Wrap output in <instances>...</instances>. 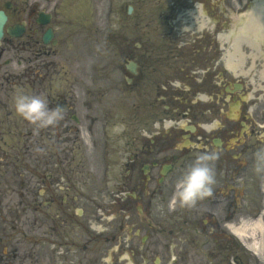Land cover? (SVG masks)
<instances>
[{
  "label": "rangeland",
  "instance_id": "374dc122",
  "mask_svg": "<svg viewBox=\"0 0 264 264\" xmlns=\"http://www.w3.org/2000/svg\"><path fill=\"white\" fill-rule=\"evenodd\" d=\"M4 1L0 3V7ZM12 1L15 3L16 21H30L29 12L40 10H55L58 22L60 19L65 23L70 21L68 25L56 22L59 26L58 30L55 28L60 41L58 49L70 46L66 56L64 51L54 49L60 54L59 63L62 66L73 64L83 58L84 51L89 50L90 56L93 57L92 69L95 68L94 87L99 90L94 94V101L98 100L95 101L99 102L96 103L97 107L102 106L105 109L93 114L91 131L88 130V119H83L84 113H74L78 118L82 117V123L77 126L78 142L75 149H70L69 146L62 148L58 143L55 145L53 160L58 162L60 184L52 182L48 185L50 191L40 197L41 174L38 168L37 143H34L35 139L31 143L32 139L25 138V135L36 137V131L31 132L32 127L14 108V97L17 94L38 96L40 86L36 82L35 74L40 73L37 71L32 77L26 75L23 80H15L13 87H0V264H102L103 258L113 248L118 251L112 253V264H126L119 260V256L124 252L130 254L133 264H227L229 250L222 239L223 236L217 237L216 233L208 230L213 225L210 222L219 218L222 221V216L233 214L232 211H224L221 208L219 215L214 212L217 217L211 218L208 210L200 206L208 201L207 197L193 206L160 205L157 224L163 226L165 231L160 233L158 229L156 234L154 230L157 229H151L150 215H146L145 210L140 213L138 203H134L129 212L124 208V205L132 204L131 195L119 198L122 197L119 192L124 183L127 189L133 188V184L139 183L140 186L138 170L135 169L132 175L128 173L127 165H131L130 156L139 150L148 149L142 140L148 133L145 131L158 134L153 123L150 128L146 125L142 127L144 123L140 121L135 123V120L141 117V110L133 114L131 103L134 102V93L132 88L125 87L129 76V62L126 61L133 55L134 35L143 30L145 37L148 40L152 38V43H157L158 46L167 43L164 36L166 33L173 35V42L175 35L180 41L197 36V33L186 32V20H176V16L182 15L190 21L193 13L189 11L195 9L196 0ZM219 1L215 7L218 18H221L222 24L227 23V26L233 28L234 23L227 19V9H233L235 13L243 9L238 8L234 0ZM200 4L203 5L205 14L211 17L214 6L212 1L205 0V4ZM128 6H134L130 15L132 17L127 16ZM250 7L251 3L247 4V8ZM189 21L187 27L190 26ZM148 30H151V35L147 33ZM68 33L81 35L82 39L85 37L90 47H79L78 39L72 42L73 45L65 42ZM205 39L209 40L210 37L206 36ZM24 40L25 38L18 45H23ZM168 43H171L170 37ZM50 55L44 54L41 59L46 56L44 61H47ZM101 57L105 59L104 62ZM172 57L175 56L168 57V53L164 52L156 59H163L165 64H171V61L176 63V59H168ZM83 63L85 61L78 65ZM104 64L107 68L102 70ZM258 64L259 62L251 63L256 69L260 68ZM219 69L224 73L223 65H220ZM65 70L66 68L62 69ZM43 73H46V69ZM224 74L230 77L228 73ZM255 77L256 81L260 82L259 76ZM235 80L248 87L245 88L248 95L251 93L247 77L237 75ZM258 93V99L252 104L253 117L249 121L252 124L250 129H255L256 133L251 139H247V143H251L253 149H258L261 153L256 160L249 163L248 154H252V151L247 150V156L244 153L238 154L239 162L230 164L243 173L242 181L246 187L245 200L248 206L241 212L239 196L237 197L239 208L235 210L241 213L235 215L234 223H240L243 219L247 221L248 236L245 241L248 245L264 243V231L253 226L258 219L264 222V91ZM53 95L54 93L47 97L51 105L50 99H53ZM200 115L201 113L195 114L197 117ZM175 116L173 110L172 118ZM173 130L175 129L172 127L170 133ZM163 131L161 125L159 133H164ZM62 135L63 130L60 129L58 140ZM136 136L139 138H135ZM24 141H27V148L23 144ZM49 143L50 140L47 144ZM173 152L176 153L175 150ZM196 153L198 150L191 147L186 151V156H196ZM184 161L183 159L178 164L181 165ZM222 175L228 176L229 172H223ZM130 176L133 177L132 182L128 180ZM28 180H32V187L36 191L26 190ZM238 184L239 182L236 183ZM95 185L101 189L100 192H96L98 189L95 191ZM47 198L56 201L52 206V203L45 206L42 202ZM68 206L76 207L74 217L69 213ZM174 206L176 207L173 208ZM87 245L85 251L84 247ZM248 251L244 264H247V259L249 264H264V252L257 256L253 251Z\"/></svg>",
  "mask_w": 264,
  "mask_h": 264
},
{
  "label": "clouds",
  "instance_id": "9594fccd",
  "mask_svg": "<svg viewBox=\"0 0 264 264\" xmlns=\"http://www.w3.org/2000/svg\"><path fill=\"white\" fill-rule=\"evenodd\" d=\"M174 86L180 87L179 82H174ZM14 108L21 118L38 127L52 126L63 118V110L59 107L49 108L48 101L43 96L19 93L14 97ZM215 123L206 127L211 129ZM215 159V155L197 157L182 177L177 180L171 199L173 205L193 206L197 201L212 194L215 176L210 162ZM116 251H118L117 248L111 249L109 254L103 258L102 264H112V253ZM119 260L126 264H133L130 254L127 252L122 253Z\"/></svg>",
  "mask_w": 264,
  "mask_h": 264
},
{
  "label": "flooded vegetation",
  "instance_id": "af4514ba",
  "mask_svg": "<svg viewBox=\"0 0 264 264\" xmlns=\"http://www.w3.org/2000/svg\"><path fill=\"white\" fill-rule=\"evenodd\" d=\"M4 52L5 51L2 52V56H3ZM145 55L146 54H144V56ZM137 57H138L139 63H137L138 65H136V68L138 69V73H139L142 71V69H141V67H142V65H141L142 56L140 54H138ZM183 72H184L186 79H189L190 77L192 78V80L196 79L195 78L196 72H193L187 68H184ZM199 82H201V81H199ZM221 85L222 84L220 83V79L217 78L216 82L213 81V83L211 84L209 89L213 91V93H211L212 94L211 99H212V102L214 103V110H215L217 120L219 121L217 132H218V136L221 138L222 144H223V141H225L226 139L231 138V137H237L238 135H240L241 132L243 134V137H246L247 135H248V138L251 137L253 135L252 130H250V135L248 134L249 130L248 131L243 130L245 127H248L247 117H246V112H248V111H247V107H244L243 104L240 105V116L237 120H229L228 119L227 122H221L220 121L219 118H220V115L222 112V109H221L222 105H224V106L228 105V109H230L232 105L236 104L235 92L238 89V87L236 85H234L231 88V90H229L228 87L230 85L225 84L224 85L225 91L222 92L221 91ZM163 89L166 90V88H163ZM198 90H199V88H194V89L186 88L185 89V95L183 94V99H182L183 103H182V111H181L183 118H186L188 116L190 110H192V107L189 106V104H190V101L188 100L189 95L194 94L193 96H195L197 94L196 92ZM223 93H225L224 94L225 96L230 97L229 100H227L226 97H223V95H222ZM201 139L205 140L206 137H201ZM203 140L200 142H203V146H205V141H203ZM238 144L240 145V144H242V142H239ZM223 147L225 148L226 144L217 148L218 151L220 152L219 157H221V155H222L221 152H222ZM246 149H247V145L245 144L243 149L241 150V153H245L247 151ZM161 152H163V151L158 150L157 154H160ZM157 154H156L155 147L150 146L148 152L145 153V152L139 151L137 153V155L135 156V159L137 161H142V162H145L146 165H149L147 172H148V175L150 178L153 177V171L155 168L159 169V171H160V170L164 169L163 165H165L167 163L170 164V165H167L170 167V171L174 170L175 164L178 160L177 157L175 159H170V160H168V158L165 157L164 162L160 164L161 160L156 158ZM133 159H134V157H133ZM165 159L168 161H166Z\"/></svg>",
  "mask_w": 264,
  "mask_h": 264
},
{
  "label": "bare ground",
  "instance_id": "6f19581e",
  "mask_svg": "<svg viewBox=\"0 0 264 264\" xmlns=\"http://www.w3.org/2000/svg\"><path fill=\"white\" fill-rule=\"evenodd\" d=\"M200 13L203 12L200 11ZM241 20L242 18L240 16L234 18L235 21L234 23L239 24L241 28H239V30H235L233 33H235L236 31L244 32V36L247 37L254 35L257 38L262 39V42H264V0H251V7L248 8V19L246 21H241ZM251 47L254 49L255 48L261 49L259 47V43L255 41L253 42V44H251ZM228 66L234 68L235 65L230 60L228 62ZM261 74L264 79V71L261 72ZM253 226L259 227L262 231H264V222L262 219H259L257 223L253 224ZM247 228H248V224H245L244 222L238 227L234 225L230 226V229L242 239H245L244 237H246L247 236L246 234H248ZM250 247L254 252H258V253L264 252L263 242L259 246L251 245Z\"/></svg>",
  "mask_w": 264,
  "mask_h": 264
},
{
  "label": "water",
  "instance_id": "95a60500",
  "mask_svg": "<svg viewBox=\"0 0 264 264\" xmlns=\"http://www.w3.org/2000/svg\"><path fill=\"white\" fill-rule=\"evenodd\" d=\"M7 7H10V5H7ZM5 21H6V16H5L4 12L1 11L0 12V40H1L2 36H3V26H4ZM42 21H43L44 24L47 23V19L43 18ZM9 33L12 34V35H20L21 30L13 29V30H10ZM50 37H51V32L49 31L47 33V38L49 39Z\"/></svg>",
  "mask_w": 264,
  "mask_h": 264
}]
</instances>
